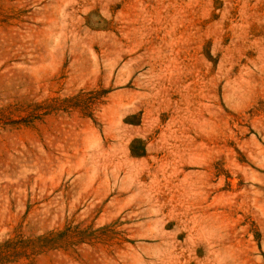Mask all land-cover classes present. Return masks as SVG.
<instances>
[{
    "label": "rangeland",
    "instance_id": "1",
    "mask_svg": "<svg viewBox=\"0 0 264 264\" xmlns=\"http://www.w3.org/2000/svg\"><path fill=\"white\" fill-rule=\"evenodd\" d=\"M0 264H264V0H0Z\"/></svg>",
    "mask_w": 264,
    "mask_h": 264
}]
</instances>
